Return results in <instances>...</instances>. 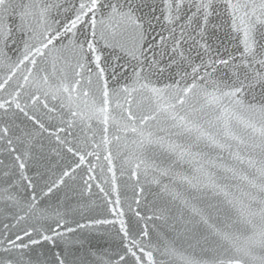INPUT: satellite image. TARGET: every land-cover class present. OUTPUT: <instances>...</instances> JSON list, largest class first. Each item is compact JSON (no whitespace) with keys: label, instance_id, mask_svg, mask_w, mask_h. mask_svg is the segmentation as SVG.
Returning a JSON list of instances; mask_svg holds the SVG:
<instances>
[{"label":"water","instance_id":"water-1","mask_svg":"<svg viewBox=\"0 0 264 264\" xmlns=\"http://www.w3.org/2000/svg\"><path fill=\"white\" fill-rule=\"evenodd\" d=\"M36 2L59 7H52L43 18L39 16V9H35L24 21L17 8L9 20L15 31V43L10 45L12 50L7 53V59L0 56V85H3L0 102L16 96L24 108L20 112L13 105L7 114L0 110V129H9L6 138L0 132V241L7 244L9 239L20 236L22 240L16 243L29 245L26 249L14 250L12 257H22V264H57V256L65 264H134L130 257L123 261L120 257L125 255V245L131 247V241L135 240L145 253L152 252L154 264H215L229 256L240 258L244 264H257L243 252H237V248L244 247L254 231L257 235L253 238H260L259 218L248 217L252 223L243 225L238 209L252 203L247 193L257 200L264 198V194L252 187L253 183L264 182V146H261L259 131L248 127L251 122L259 129L264 116L238 105L236 100L258 106L264 103V89L257 86L235 98L224 96L222 93L229 92L234 84L233 69L222 65L215 72L202 68L200 75L205 79H197V87L189 94L187 103L170 108L169 105L176 103L171 97L178 88L191 85L193 79L189 75L181 80L177 75L181 69L191 74V68L183 63L162 74L150 67L153 61L165 66L171 60V39L166 44L159 39L169 36L161 17L159 23L154 21L153 28L147 29L148 40L141 42L142 48L129 34L117 35L115 40L108 37V44L119 42L124 45L123 49L106 46L105 40H99L97 47L109 86L126 85L130 90L136 89L128 97L136 123L144 128L145 137L151 132L153 139L163 138V146L148 143L146 138L132 133L121 135L120 141L113 140L106 146L102 142L104 125L96 111L100 85L95 65L86 62L80 90L72 93L71 99L58 90L62 82L76 78L74 69L78 57L73 51L74 37L71 33L64 35V26L74 19L81 0ZM145 2L151 7L142 8L138 15L161 16L162 0ZM186 11L191 16L195 8ZM22 23L35 33L29 41L34 53L30 60L35 58V67L29 61L16 67L24 54L21 41L27 39L19 31ZM206 27L204 39L211 47L212 59H228L231 55L239 63L243 33L234 29L231 10L224 0H216L215 11ZM87 31V24H82L77 36L82 39ZM57 33L61 35L59 41ZM46 36H51L53 43L44 48ZM196 39L200 37L196 35ZM191 45L189 40L184 46L186 54L199 65L197 52L202 53V49ZM36 48L44 55H35ZM133 54L139 56V61L133 59ZM139 64L145 71L137 82L133 72ZM45 75L49 77L47 84L41 79ZM25 76L29 77L28 82ZM65 76L68 81L64 80ZM89 79L91 85L87 82ZM144 84L165 91L156 96L143 88ZM83 90L89 91V97L82 95ZM205 91L218 101H213L212 96L205 97ZM120 102H124L123 95ZM160 108L166 111L159 112ZM73 112L78 115L73 116ZM168 113L189 115L199 131L194 129L189 133L173 127L180 121H172ZM144 115H155L156 119L141 125L139 121ZM114 132L110 128L109 139ZM9 139L11 145L7 143ZM141 139H144L143 145L139 142ZM171 145L180 148L171 151ZM69 147L73 152L67 150ZM109 153L111 164L105 159ZM81 155L85 157L83 163L79 159ZM16 156L20 157L19 161ZM20 163H24V169H20ZM65 172L69 175L65 176ZM5 188L13 199L6 198ZM117 200L119 205L115 203ZM252 206L256 208L255 203ZM114 208L122 210L123 216L114 215L110 211ZM193 209L200 214H195ZM103 220L116 222L97 223ZM119 220L125 222L127 238L120 231ZM68 228L74 231L68 232ZM53 229L63 235L54 236ZM217 230L230 233L233 239L220 241L222 247L211 245L213 251L204 237ZM144 231L148 232L147 237L142 235ZM25 232L31 236L24 235ZM41 234L53 235L54 240H43ZM32 239L41 242L33 245ZM134 250L141 256L142 264H152L144 253ZM252 255H264V250L257 246Z\"/></svg>","mask_w":264,"mask_h":264},{"label":"snow or ice","instance_id":"snow-or-ice-1","mask_svg":"<svg viewBox=\"0 0 264 264\" xmlns=\"http://www.w3.org/2000/svg\"><path fill=\"white\" fill-rule=\"evenodd\" d=\"M227 8L231 10L233 27L243 33V50L240 54V62L236 63V57L229 56L228 59L217 58L212 59L209 55L211 47L204 39L207 32V24L209 23V18L213 15L215 11L216 0H162V7L160 8L161 16H148L147 14L138 15L137 13L141 11L144 7H151L148 5L145 0H140L139 3L136 0H81L78 7L76 8L74 19L70 20L67 25L64 26V35L67 36L69 33L72 34L74 39L72 40L73 51L75 56L78 57L76 60V66L74 69V78L71 81H68L67 76L64 77L65 81L62 82L59 91L68 94L69 99H71L72 93H77L80 90L82 80V72L86 67V62H91L95 65L96 76L99 81V107L96 109L97 113L100 116V122L104 125L102 132L104 134L103 143L107 146L112 143L113 140L120 141L121 135H126L132 133L140 138H146L148 143H159L163 146V138L156 137L153 139L154 134L149 132L147 137H145V130L142 127H139L136 123L137 117L133 113L131 108L132 101L128 99L131 96L132 91L128 86L115 87L109 86L108 79L105 76V67L102 66V57L99 54L97 44L99 40H105L106 46L116 47L119 46L121 49L124 48L123 44L117 42L116 44H108V37L111 36L115 40L117 35L129 34L134 43L140 44V47H143L141 42L148 40V28H153V22L159 23L161 17L163 21L166 22V27L168 28V37L160 36L159 39L162 44H166L167 40L171 39V60L169 64L161 66L159 61H153L150 65L151 68H154L157 72L163 73L166 70L172 68L174 65L179 68L181 63L187 65L191 68V74L187 72L186 69H181L177 75L180 76L181 80H184L187 76L191 75L193 82L191 85L185 86L183 88H178L176 94L171 97L175 100V104L169 105L170 108L175 109L176 104L181 106L185 105L188 100L189 94L193 93L197 87V79L203 81L204 76L200 75L201 69L211 68L213 72L217 71V66L222 65L225 68L233 69L232 75L234 77V84L229 92H224L222 95L229 97H238L245 90H253L257 86L261 89H264V0H224ZM52 7H59V5L47 4V3H37L36 0H32L30 3H16L15 0H0V56H3L7 59V53L12 50L11 44L15 43L16 36L15 31L11 24L9 23L10 18L16 12V9H20V18L21 21H24L28 16L34 14L35 9H39V16L43 18ZM195 8V12L191 16L187 14V9ZM242 13V15H238ZM184 23H181V22ZM87 24L88 31L83 35L81 39L77 36L79 32V26L82 24ZM147 25V28L145 27ZM177 27H179V33H177ZM189 28L191 32H189ZM27 29V31H26ZM131 30V32H129ZM19 31L27 35L26 40H22L23 44V57L19 59V63L16 64V67L24 64L25 61H29L34 67L36 65L35 58L30 60V57H34L32 51V45L29 43L33 39L35 33L31 28L26 24L22 23ZM195 33L200 37V40L196 39ZM45 39L47 43H43V47L47 48L48 45L53 43L51 36H46ZM61 39L60 33H57L56 40ZM192 41L191 47H199L202 49L201 52H197V57L200 59V64L197 65L191 58L190 55L186 54L185 45L188 44V41ZM203 41V43H201ZM35 55H44L39 48L35 49ZM143 55V52H141ZM207 57V60L205 59ZM133 59L139 61V56L133 54ZM91 72V69H88ZM145 71V68L142 64H139L136 69H134V76L136 77L137 82L142 79L141 73ZM15 73L13 72L12 75ZM31 75V72H29ZM211 75V73H209ZM11 79V76H9ZM29 77L25 76V82H28ZM45 84L48 83L49 77L47 75L41 78ZM88 84H92V80L89 79ZM7 83V81H5ZM21 88L23 85L20 86ZM143 88L148 89L156 96H160L165 89H160L156 87L149 88L148 84L142 85ZM172 87V86H169ZM178 87V86H177ZM3 88V85H0V89ZM19 94L17 93V96ZM84 97H89L90 93L87 90L82 91ZM124 97V102L121 103V96ZM205 97L212 96L211 93H204ZM213 101H218V98L212 96ZM93 103H96L94 100ZM236 103L240 106L246 107L247 110L252 111L253 113H259L261 116H264V103H260L258 106L253 104L245 105V102L242 99H237ZM15 106L20 112H24V108L21 107V104L16 96H13L12 99L4 100L0 102V110H3L5 114L9 111L12 106ZM127 105V107H125ZM46 107V106H45ZM159 112H165L166 109L160 108ZM25 115L27 113L25 112ZM73 116H77V112L72 113ZM168 118L172 121L179 120L180 123L173 124V127L182 128L184 132L191 133L194 129L199 131L198 125L195 124L193 119H190L189 115H172L168 113ZM156 119L155 115H144L140 118L139 123L141 125L145 124L149 120ZM191 124V127H189ZM43 127V125H41ZM248 127H251L253 131H259V134L262 138V145L264 146V123H261V127L256 129L255 124L249 122ZM114 128L115 132L112 133V138L109 139V130ZM0 132H3L4 137H7L9 129L4 127L0 129ZM179 134V133H178ZM203 135V133H201ZM199 139V137H197ZM136 141H134L135 143ZM143 145L144 139L139 141ZM9 145L12 144V141L9 139L7 141ZM180 148L179 145H171L169 149L171 151H176ZM15 151V149H11ZM69 152H73V149L69 147L67 149ZM92 154V153H90ZM181 155L184 153L181 152ZM80 162L83 163L85 157H79ZM106 160L111 164V153L105 157ZM16 160L19 161L20 157L16 156ZM79 166V165H77ZM20 169H24V163L19 164ZM139 167V164L136 165ZM111 171V168L109 169ZM65 176L69 175L68 172L64 173ZM262 175H264V170H262ZM24 179H28L24 177ZM253 188H257L259 193L264 194V182L260 184H252ZM103 191V189H101ZM8 189H3V193L6 195L7 199H13L11 195L8 194ZM52 191L49 188V192ZM249 200L252 203L256 204V208H253L252 203L243 205L239 211V215L242 220L243 225L251 224L252 221L248 217H258L261 225V230L258 233L259 239H254L257 233L253 232V237H248L245 243V246L242 248H237V252H243L244 256L251 257L253 261H256L257 264H264V255L254 256L252 251L255 247H260L264 250V198L257 200V198L251 193H247ZM116 205H119V200H117ZM138 203V201H137ZM114 215L119 214L123 216V211L118 208L110 209ZM195 214L199 215L200 213L193 209ZM139 215V214H137ZM116 221H97V223H115ZM207 224V220L203 221ZM235 223V222H233ZM120 231L123 233L124 237H128L129 233L125 226L123 220H119ZM240 227L241 225H237ZM80 227H83L82 225ZM254 227V226H253ZM68 232H73L74 229L68 228ZM54 236L63 235L60 232L52 230ZM24 235L31 236V233L25 232ZM143 236L147 237L148 232L144 231ZM42 239L46 241H53V235H43L41 234ZM233 239L230 233H222L220 231H213L209 236H205L204 240L210 245V250H215L211 248V245L219 244L220 241L231 240ZM22 240V237L17 236L15 240L9 239L7 244H3L0 241V244H3V247L0 248V264H22V257L13 258L12 253L14 250L26 249L29 247L28 244L20 243L17 244L16 241ZM40 240L32 239L31 244L35 245L40 243ZM131 247L125 245V255L120 257V260H125L126 257H130L134 264H142L141 256L137 254V249L140 253H144L149 261H152V252H146L143 247H140L135 240L131 241ZM57 264H65V261L62 257L57 256ZM154 264V261H152ZM215 264H244L240 258L236 256H229L224 260H218Z\"/></svg>","mask_w":264,"mask_h":264}]
</instances>
